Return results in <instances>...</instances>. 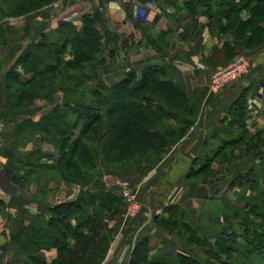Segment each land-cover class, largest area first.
Masks as SVG:
<instances>
[{
  "label": "trees",
  "instance_id": "trees-1",
  "mask_svg": "<svg viewBox=\"0 0 264 264\" xmlns=\"http://www.w3.org/2000/svg\"><path fill=\"white\" fill-rule=\"evenodd\" d=\"M56 1L0 0V43L5 42L2 26L5 19L17 13L36 11ZM214 2L226 4L223 16L236 42L244 36L241 42L247 50L264 42V24L256 23L252 17L260 7L264 8V0H198L199 4ZM245 11L249 16L243 20L240 15ZM261 14L264 11L259 13L262 17ZM238 53L240 51L235 56ZM101 54L100 34L93 19L83 15L79 29L65 23L52 32L40 33L37 39L25 45L6 71V103L12 110H26L41 98L55 102L38 121L33 122L26 116L27 119L17 122V130L27 143L39 135L50 144L53 147L49 156L50 170L57 172L67 184L80 187L73 200L50 207L47 216L31 217L27 226L11 235L14 256L24 264H101L114 237V230L109 228L103 212L114 216L121 205L117 195L105 191L101 180L97 167L106 160L104 154L117 152L120 155L130 152L131 145H141L145 149L129 155L128 159L136 164L141 161L148 169L167 148L182 139L194 123L196 105L173 79L167 78L164 67L147 66L139 78L129 69L121 78L106 82L101 78L104 64ZM61 67L68 71L67 81L57 85L54 81L61 77V72L56 73ZM49 75L50 87H47ZM12 89L19 93L15 103H10L14 97L10 93ZM58 92L61 97L55 98ZM243 117L228 118L227 127L232 126L240 133L227 141L215 156L218 155L222 163L246 155L262 162L257 169L255 165L250 166L246 176H252L242 183V189L253 195L242 193V203L229 204L221 217V228L211 237L198 234L181 213L180 220L158 222L169 234L176 230L175 235L186 245L188 256L178 255L179 264H234V257H239L240 264H264V135L263 130L254 133L246 130ZM89 134L97 135L94 143L86 137ZM150 154L152 160L148 159ZM98 159L101 161L96 167L94 162ZM257 170L259 175L255 173ZM70 171L77 174L71 175ZM18 172V168L12 167L14 184L25 181L29 170L20 176ZM210 174L213 173L206 164L197 175ZM258 188L262 194L257 192ZM3 208L0 201V211ZM208 237L213 238L212 244ZM52 249L58 255L48 263L45 252ZM199 254L204 258H198ZM143 258L140 261L147 259L146 251Z\"/></svg>",
  "mask_w": 264,
  "mask_h": 264
},
{
  "label": "crops",
  "instance_id": "crops-1",
  "mask_svg": "<svg viewBox=\"0 0 264 264\" xmlns=\"http://www.w3.org/2000/svg\"><path fill=\"white\" fill-rule=\"evenodd\" d=\"M188 1L58 0L14 19L11 26H27L19 37L21 41L26 35V42L12 53L13 42L5 39L7 51L0 53L5 77L7 69L25 45L37 39L40 33L52 32L65 23L79 29L82 16L89 15L102 42L103 81H115L128 69H132L139 78L145 67L159 65L164 67L167 78L173 79L190 102L196 105L195 120L190 126L193 131L189 127L184 137L167 148L148 169L128 172L138 205L135 212H125L118 175L111 171L102 176L105 191L117 195L121 205L114 216L103 212L109 228L114 230V237L101 264H179L178 255L188 256L186 245L175 235L176 230L169 234L158 222L163 219L180 220L182 214L198 234L211 237L215 232H210L209 228H221L225 208L243 198L240 192L242 183L252 176H246L250 166L255 165L253 167L257 169V165L262 163L252 155H246L235 159H245L235 169L233 165L236 163L232 160L222 163L215 154L240 133L232 126L227 127L228 118L234 115L236 118L244 116L246 130L251 133L263 130L264 135V42L248 49L251 64L242 80L230 84L218 94L208 93V72L200 70L198 65L213 69L235 56L245 45L233 39L232 29L223 16L226 4H199L198 0L185 4ZM240 16L246 19L244 13ZM3 82L4 78L1 87ZM1 101L5 102L4 98ZM24 119L27 117L22 116L17 122ZM31 120L36 122L39 118ZM8 121L14 129L15 122L6 114L0 115V134L9 133L2 129ZM14 130L8 134L10 138L0 135V201L4 206L0 211V264H24L13 254L11 235L27 226L31 217L47 216L50 207L73 200L80 190L78 186L76 195L73 190H68L64 196L67 200L59 201L52 195L46 208L29 199L26 192L23 195L18 192L9 176L12 166L16 165L11 164L21 161L18 150L24 148L15 144L18 133ZM45 145L51 147L49 151ZM27 146L48 151V156L53 153V147L38 135L30 138ZM206 164H209L213 174L207 177L197 175ZM18 165L25 167L18 168L20 175L29 169L23 162ZM31 175H34L32 170L27 176ZM213 241V238L209 239L210 244ZM145 251L147 259L142 262L140 260L144 259ZM57 255L55 249L45 252L46 261L50 263Z\"/></svg>",
  "mask_w": 264,
  "mask_h": 264
},
{
  "label": "rangeland",
  "instance_id": "rangeland-1",
  "mask_svg": "<svg viewBox=\"0 0 264 264\" xmlns=\"http://www.w3.org/2000/svg\"><path fill=\"white\" fill-rule=\"evenodd\" d=\"M232 1H235V0H232ZM43 8H40V9H43ZM40 9H38V10H40ZM38 10H36V11H38ZM261 11H264V8L260 7L259 8V12L258 13L256 12L254 15L252 14V17L254 18L253 20H255L256 23L260 22L263 25L264 24V14H261L262 15V17H261L259 15V13ZM33 12H35V11H33ZM30 13H32V12H30ZM243 13L245 14L246 18L249 16L248 12L245 11ZM27 14H29V13H27ZM27 14H22L21 15V13H17L16 15L11 16V18L5 19L6 21L2 25L3 29H4L3 30V39L4 40L7 39L6 41H9V43L13 42L12 45H11V48H10L12 53H15L21 47V44L26 42V39H24V38H27L26 35H24V38L21 41H20L19 37L21 35L20 34L21 31L23 32V29L27 28V26L25 25L23 27L22 25H19V26L13 27V26H11V23L13 22L14 19L19 18V17H23V16H25ZM245 31H246V29H245ZM33 32H35L34 29H33ZM243 38H244V36L241 37V41H242ZM241 41L239 40V42H241ZM241 44H243V43L241 42ZM6 45L7 44L4 45V43H0V53L7 49ZM240 53L244 54L247 57L248 62H249V67H250L251 57L249 56L250 53L248 52V50L245 47H242L240 49ZM240 53H238V54H240ZM235 57L236 56L228 59L227 61H225L224 64H222L220 66H216L212 70H219V69L221 70V69L227 68L228 65L235 59ZM2 67H4V66H1V63H0V83L1 84H2V79L4 78L3 87L0 86V101L3 98L5 100V102L1 101L2 105H0V115L1 114H3V115L6 114V117H9L10 120H13L15 122V125H14V129L15 130L11 127V122H9V121L5 124V126H4V124L2 125V129L4 128V130L6 132H9L8 134H10V132L12 130H14L15 133H18V130H17V119L22 118V116H28V117H31V118H40L41 116L45 115L46 113H48L50 111V109L53 107V104L55 102L51 103L50 102V98L49 99L41 98V99L35 100L32 103V105L26 110H23V111H14V110H12L11 108H9V106L6 103V95H5V89H4V87H5L4 86L5 85L4 73L5 72L3 71ZM61 69H63V67L57 69V72H56V73H60V72L62 73L61 77L56 78V81H54L57 85H61V84L65 83L67 81L66 80V76H67V72L68 71H66V69L65 70L64 69L61 70ZM46 85H47V87H50V75H49V82H47ZM14 90L15 89H12L10 91V93L14 96L13 98H11L10 103H15L14 101H15L16 96H19V93H16V91H14ZM43 93H44V90L41 92V94H43ZM54 97L55 98L61 97V94L58 92V93H56L54 95ZM57 100L58 99H56L55 101H57ZM21 105L23 106V102H21ZM20 107H19V109H23V108H20ZM191 131H193V130H191ZM8 134L3 133V134H0V135L3 138L5 137V135L8 138H10V136ZM20 134H21V132L18 133V138L16 136L17 140H16L15 144L17 146H21V147H23L24 149H27V150H24V149L23 150H18L19 151L18 154L20 155L19 157L23 158V159L19 158V160H21V161H18V160L14 161V163H12L11 165L16 164V165H14L16 168H21L22 169V168H25V167L21 166V165H18V164L20 162H23V163H25V165H27L29 167V169L31 168L30 170H32V172H34V175H31V176L27 177L25 179V181H20L18 184H14L11 181L12 174L9 176L10 181L14 184V186L16 187L18 192H20L22 195L25 194L24 192H26L30 196L29 199H31L32 201H36L38 206H44V207L48 206L47 204H50V197L52 195L54 197L56 196V198H58L59 201L60 200H64V199L67 200V198L64 197V196L66 195V193H68V190H70V192L73 190L72 193L76 195V193L79 190L78 185H76V184H67L64 180H62V178L58 175L57 172H54V171L50 170V157L48 156L47 152L50 150L51 147L48 146V145H45V146H48V147H46V148H48V151L47 152H42L40 149H37V146L36 147L27 146L26 139L22 138ZM86 137H88L90 139V141L93 142V143L97 139V135H94V134L93 135L89 134ZM38 148H44V147L43 146H41V147L38 146ZM46 148H44L43 150L46 151L47 150ZM15 149H17L16 146H15ZM144 149L145 148L143 146H141V145H136V146L135 145H131V146H129L128 150L130 152H128V153H121L120 155L117 152L105 153L104 156L106 157V160L101 161V159L100 160L98 159L94 163H95V165L97 167V165L99 164V161H101L100 166L97 167V168L100 169L102 176L104 175V173L112 171L116 175H118L117 179H118V182H119V186H120V181L124 180L125 182H128L129 189L133 190L128 172H130L132 170H134L136 172L137 171L141 172V171L146 170V168L144 167L143 162L141 163V161H138V163L136 164L135 161L129 160L128 158H129V155L140 153ZM149 153H147V154H149ZM6 154H7V152H6ZM148 156H150V157H148V159L152 160L151 154L148 155ZM93 161L94 160H92V162ZM244 161H245V159H242V158L239 159V160H235V161L232 160V162L236 163V164L233 165V167H235V169H236V167H240L244 163ZM14 166H12V167H14ZM100 167H102V168H100ZM25 170H27V169H25ZM76 172L77 171H70L69 173L71 175L72 174L76 175L77 174ZM18 175L20 176L19 173H18ZM66 190H67V192H66ZM257 192L261 193L262 190L260 188H258ZM241 193H245L246 195H249V196L251 194L253 195V192H250L248 190L245 191L243 189L240 192V194ZM263 193H264V191H263ZM47 201H49V202H47ZM242 202H243L242 198H239L237 200V203H242ZM124 209H125V207H124ZM125 212H127L126 209H125ZM218 230L219 229L216 226H213V227L209 228L210 232L211 231L212 232H216ZM11 249L14 251V248H11ZM198 258H204V257H202L199 254ZM233 263L234 264H240L239 257H234Z\"/></svg>",
  "mask_w": 264,
  "mask_h": 264
},
{
  "label": "built area",
  "instance_id": "built-area-1",
  "mask_svg": "<svg viewBox=\"0 0 264 264\" xmlns=\"http://www.w3.org/2000/svg\"><path fill=\"white\" fill-rule=\"evenodd\" d=\"M198 68L204 72H208V85L207 92L210 94H218L230 84L242 80L248 73L249 62L247 57L240 53L237 54L235 59L228 65L227 68L212 70L203 64H199ZM129 70V69H128ZM193 127H190V131ZM120 195L126 213H133L138 209L135 199V193L129 189L128 182L120 181Z\"/></svg>",
  "mask_w": 264,
  "mask_h": 264
}]
</instances>
